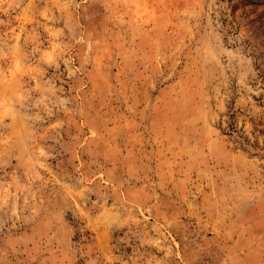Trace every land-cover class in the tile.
I'll list each match as a JSON object with an SVG mask.
<instances>
[{
  "label": "rangeland",
  "instance_id": "obj_1",
  "mask_svg": "<svg viewBox=\"0 0 264 264\" xmlns=\"http://www.w3.org/2000/svg\"><path fill=\"white\" fill-rule=\"evenodd\" d=\"M0 264H264V0H0Z\"/></svg>",
  "mask_w": 264,
  "mask_h": 264
},
{
  "label": "trees",
  "instance_id": "obj_2",
  "mask_svg": "<svg viewBox=\"0 0 264 264\" xmlns=\"http://www.w3.org/2000/svg\"><path fill=\"white\" fill-rule=\"evenodd\" d=\"M250 3H253V1H251Z\"/></svg>",
  "mask_w": 264,
  "mask_h": 264
}]
</instances>
